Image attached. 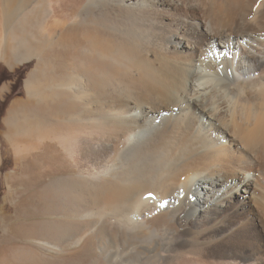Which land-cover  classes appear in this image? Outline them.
Instances as JSON below:
<instances>
[{
	"label": "bare ground",
	"instance_id": "bare-ground-1",
	"mask_svg": "<svg viewBox=\"0 0 264 264\" xmlns=\"http://www.w3.org/2000/svg\"><path fill=\"white\" fill-rule=\"evenodd\" d=\"M1 1L3 60L38 58L2 136L17 160L40 156L36 192L62 217L30 223L36 245L95 237L90 264H264V0ZM107 14L142 39L82 27L85 54L118 64L79 45L67 63L69 25Z\"/></svg>",
	"mask_w": 264,
	"mask_h": 264
},
{
	"label": "rangeland",
	"instance_id": "rangeland-1",
	"mask_svg": "<svg viewBox=\"0 0 264 264\" xmlns=\"http://www.w3.org/2000/svg\"><path fill=\"white\" fill-rule=\"evenodd\" d=\"M51 1H55V0H51ZM1 2L2 1L0 0V37H1L0 39H2V37L4 38V35L6 34L5 32L9 29L8 26L9 27L11 26L10 28L14 27L12 25L13 22H15L13 20L12 21L7 20L8 24L6 23V18H5L6 16L2 11L3 4ZM20 9L15 11L16 16L18 17H20V15L22 14V11H20ZM103 18L104 19L106 18L105 20H107L108 18V20L106 21L107 23H105V20H103ZM103 18L102 19L96 18L94 19V21L93 19L89 18L88 19L89 21H86L87 24L86 22L85 23L83 22L81 25H75V26L69 25V27L70 26L71 27L67 29L68 30L66 33L67 37L62 44V45H66L67 48L69 49V52L66 54L67 63L71 61L73 52L75 50L76 51L78 50L76 46L79 45L80 47L78 52L80 53V57L86 63L91 64L92 62L96 66L97 65L105 66L109 64L116 66L118 64V62L116 63L115 60L116 58L111 57V59L109 58L98 59V57H96L97 54H93L92 50H91L92 54L90 53L89 50L91 46L89 44V41L87 42V40H84L82 37L86 31H87L86 34H92V36L95 35L96 33L98 37H101L102 35H104L103 37L108 36L107 37L108 40L110 41L112 39L111 40L112 42L114 41L113 39H115V41H118L120 39H122L123 41L125 39L124 40L125 43H128L129 40L131 42V37L135 36V33H137V35L140 34L142 35V33L144 34L143 32L144 29H142L141 27L139 28L137 25L134 26L136 27V29L137 28L140 29V34L138 30H137L138 32L135 31V28L132 29L133 26L132 27L129 26L130 28L127 26L126 29H124L125 27L124 28L122 27V30L124 29L125 32L127 29L129 30V31L127 30L128 33L127 32L125 33L124 31L122 32V30L120 29L122 26L121 23H117L120 24V27L117 26V24H115L116 21L119 22L118 20L115 21V19L117 18H115L112 21L114 17L113 16L109 17L108 14L105 15V17ZM100 20L106 25L107 29L105 28V30H103L104 29L103 27H105V25L101 26L103 25V23ZM114 21L115 23L113 24ZM88 22L90 23L88 24ZM95 24L99 26H96ZM115 26H117L118 28L117 32H115L116 31V29H114L116 28ZM49 27L52 26L50 25ZM82 27L85 28L88 27V28L85 31V28ZM131 29L133 31H131ZM129 32H131L133 36H131ZM123 33H125L124 36H126L129 39L124 37ZM128 34L129 37L127 36ZM117 35L119 36V38L116 40V38L118 37ZM137 35L136 38L138 37ZM126 39L128 42L126 41ZM141 39L139 38L137 40H141ZM137 40L134 38V41ZM118 42L121 43L120 41ZM131 44L134 45L133 42ZM6 45H7L6 43L1 42L0 40V264H44V263L46 264L47 261L51 264H59L60 261H63L65 263L74 261L78 264H90L91 261L97 260L99 258L97 256L98 243L95 237L89 239L85 238L86 239L84 240L85 242L83 241L84 243L82 242V245L80 246H76V247L64 246L62 247L61 251L56 252V254H53L44 251L40 247H38L35 243L36 240L38 239V236L36 234L35 235L31 234L33 228L31 227L30 223L31 224L36 223L37 221H42V219L45 220L49 219L50 221H53L58 218L62 219V217H59L57 215L56 212L59 211V209H57L54 205H47L44 200H42L41 202L39 200V195L36 192L38 188L41 187V185L46 182V181L43 182L42 178L39 179V176L37 175V173L43 175L39 164L40 156H36L33 160L31 159L29 161L28 158L27 161L25 162H23L21 159L17 160L18 157L16 156L17 154L15 155L14 152L12 151L11 142L5 141L6 140L5 137L2 136V134L5 133L6 131L4 120L7 118V114L10 110V107L15 101L22 99L24 100L26 98L27 95L25 89V82L31 70L34 69L35 64L38 62L37 57H33L29 61H24L22 63L12 62V61L5 62V60L3 59L7 57ZM87 45H89L90 47ZM86 48L89 49L87 51V53L89 52L88 54L87 53L85 54ZM82 50L84 51L82 52ZM113 60H115V62ZM113 63H116V65H114ZM27 162L28 164L33 163L34 166H32L33 168L28 169L29 170L28 175L32 179L31 182L27 185H24V183L18 182V176H20L21 173V168H22L21 165L24 163L25 165H27ZM49 177L51 178L52 176ZM15 209L18 211V215L15 212L16 211ZM46 212H50L51 214L46 215L47 217L42 215L43 213ZM151 222H152L151 224L162 226L168 224V219L165 217L164 214H159L155 216L153 220L151 219ZM16 224L18 225L16 226ZM20 224L22 225V227H19ZM14 226L16 229L14 228ZM192 250H193L192 252H196V254H198V250H199L198 248H195V250L193 248ZM193 254L195 255V253ZM94 264H101V263L95 262ZM159 264H181V258L179 257L175 258V256L172 257L168 254L167 256H165V260L163 259V261Z\"/></svg>",
	"mask_w": 264,
	"mask_h": 264
}]
</instances>
